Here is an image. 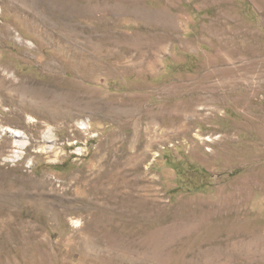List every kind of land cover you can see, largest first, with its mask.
Wrapping results in <instances>:
<instances>
[{
	"label": "rangeland",
	"instance_id": "rangeland-1",
	"mask_svg": "<svg viewBox=\"0 0 264 264\" xmlns=\"http://www.w3.org/2000/svg\"><path fill=\"white\" fill-rule=\"evenodd\" d=\"M104 1L0 0V264H264V0Z\"/></svg>",
	"mask_w": 264,
	"mask_h": 264
},
{
	"label": "bare ground",
	"instance_id": "bare-ground-1",
	"mask_svg": "<svg viewBox=\"0 0 264 264\" xmlns=\"http://www.w3.org/2000/svg\"><path fill=\"white\" fill-rule=\"evenodd\" d=\"M6 1H12L13 3H16L18 4L19 6V9L21 8L22 10L24 11H30L32 12L33 14L36 15V17H38V19H42L46 22H48V17L45 13H50L51 11H54L56 10V13L58 12H61V16H59L57 19H56V25L61 29V31H66V34L69 35L72 39H69L70 42L69 44H72V45H77V47L79 49H82L84 54H88V50L85 49V48H82L80 46V42L82 43H86V40H89L86 32L84 30H82L84 27L82 26H77L79 24H76L75 21H73V18L76 17L77 15H81V14H85V16L89 15V16H93V17H97L98 19L101 17L102 15V12L105 10V9H109L108 7H106V3L104 0H100L98 2H92V1H89L87 2L86 4L84 5H78L75 0H6ZM110 7V6H109ZM39 9H42L45 11V13H43L42 11L40 12ZM113 10L114 13H120V12H123L124 10H126L127 8L123 5H119V4H114L111 8ZM19 11V10H18ZM134 11V10H133ZM137 11V10H136ZM135 11V13H136ZM143 11V10H142ZM142 13V12H141ZM87 14V15H86ZM101 14V15H99ZM144 15V14H142ZM35 19V18H34ZM95 21V20H94ZM53 22V21H52ZM54 24V25H55ZM88 25V24H87ZM86 28V27H85ZM95 28V27H94ZM93 30V29H91ZM60 35V34H59ZM94 38V37H93ZM92 42V41H91ZM98 43V42H97ZM106 43V42H105ZM101 44V42H100ZM92 45V44H91ZM93 48L96 52V55L94 54L95 58L96 56L98 55V53H101V49H100V45L99 44H93ZM107 50V49H106ZM112 50V49H111ZM114 50V49H113ZM76 52V51H75ZM112 52V51H111ZM79 53V52H77ZM74 57V56H73ZM132 59V58H131ZM88 62V61H87ZM131 67V66H130ZM7 81V80H6ZM5 81V83H6ZM6 86V85H5ZM28 87H30L28 85ZM32 87V86H31ZM37 88V87H36ZM23 93H28V94H31L33 97H36L37 98H40V97H43V93L38 90V89H34V88H23ZM59 95V94H58ZM33 97H30V98H33ZM68 97V96H67ZM64 98L62 97H57L56 98V105H57V102L61 103L63 101ZM68 99V98H67ZM101 100V99H100ZM26 101V100H25ZM43 102V101H42ZM64 102V101H63ZM37 103V102H36ZM74 103V102H73ZM72 103V104H73ZM28 104V103H27ZM45 105V104H43ZM79 105V104H78ZM30 106V105H29ZM60 106V105H59ZM89 106H91L90 103H87L82 109H79L80 113L82 112L85 113V111H87V109L89 108ZM44 107V106H43ZM58 107V106H57ZM72 107V106H71ZM78 107V106H77ZM63 108V107H62ZM31 109L33 111H38V105L37 107L35 105H32ZM51 109V108H50ZM47 110V109H46ZM72 110V109H70ZM135 110V109H134ZM49 111V110H48ZM53 111V110H52ZM118 113H120L119 110H117ZM121 112L123 113H126V115L128 114H133V109L131 108H127V109H123ZM63 115L65 114L62 109H60L59 107L56 109V118L58 117V115ZM69 114V113H68ZM66 113V115H68ZM131 114V115H132ZM129 115V116H131ZM147 115V114H146ZM70 116H75V114H71ZM133 116V115H132ZM135 116V114H134ZM156 116V115H155ZM47 117H50V118H54L55 116L53 115V113L51 114H48ZM65 117V116H63ZM61 118V117H60ZM66 118V117H65ZM69 118V117H68ZM67 118V119H68ZM153 118V117H152ZM56 121V120H55ZM21 132H17L16 133V136H20ZM17 144L21 145V146H25L26 145V141L24 140H20L18 139L17 140ZM102 153V152H100ZM99 153V154H100ZM118 169V168H117ZM96 173V174H95ZM92 173L91 175H89L88 177V181L89 182H95V186H97L98 190H100L101 188V185H105L107 184L104 179H101V182H100V176L102 178V175L101 173ZM115 174V173H114ZM129 183V182H128ZM120 185V184H119ZM113 187V186H112ZM128 187V186H127ZM120 188V187H119ZM123 188V187H122ZM10 193V192H9ZM7 191H4L2 190V192H0V198L2 199H7V200H12L14 198V195H10ZM128 193V192H127ZM28 196V195H27ZM98 198H96L95 201H92V202H95V203H99L101 200H102V195H97ZM133 197V196H132ZM137 198V197H136ZM42 200V199H41ZM9 202V201H8ZM11 203V202H10ZM40 204H44V202H40ZM264 241V240H263ZM263 241H262V237L259 238V236H254V237H251L250 239H245L242 243H240V246H244L243 248L246 249V248H253V247H256L258 248V250L260 249L259 245H256V243L260 242L263 244ZM235 248V247H234ZM233 248V249H234ZM239 249V247H238ZM235 250V249H234ZM124 251V250H123ZM130 252V251H129ZM138 252V251H137ZM209 252V251H208ZM225 252V251H224ZM139 253V252H138ZM211 253V252H210ZM217 253L220 254L219 251H217ZM216 253V254H217ZM137 254V253H136ZM213 254V253H212ZM222 254V252H221ZM208 255V254H207ZM230 255V254H229ZM206 256V255H205ZM216 256V255H215ZM220 256V255H219ZM225 256H221L219 259L223 258ZM210 258V257H208ZM213 258V256H212ZM210 258V259H212ZM218 258V257H216ZM229 258V257H227ZM209 259V260H210ZM230 259V258H229ZM222 260V259H221ZM233 260V259H232ZM149 261V260H148ZM206 261V259H205ZM211 261V260H210ZM214 261V260H213ZM216 261V259H215ZM219 261V260H218ZM228 261V260H226ZM225 261V263H226ZM140 263V262H139ZM138 263V264H139ZM211 263V262H210ZM208 263V264H210ZM207 264V263H206ZM221 264V263H220Z\"/></svg>",
	"mask_w": 264,
	"mask_h": 264
}]
</instances>
